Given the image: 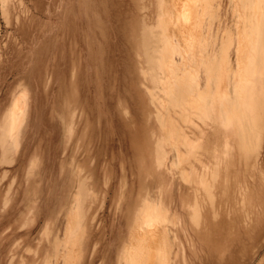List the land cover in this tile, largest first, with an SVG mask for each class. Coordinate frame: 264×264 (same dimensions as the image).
<instances>
[{"label":"rangeland","instance_id":"rangeland-1","mask_svg":"<svg viewBox=\"0 0 264 264\" xmlns=\"http://www.w3.org/2000/svg\"><path fill=\"white\" fill-rule=\"evenodd\" d=\"M0 264H264V0H0Z\"/></svg>","mask_w":264,"mask_h":264},{"label":"bare ground","instance_id":"bare-ground-1","mask_svg":"<svg viewBox=\"0 0 264 264\" xmlns=\"http://www.w3.org/2000/svg\"><path fill=\"white\" fill-rule=\"evenodd\" d=\"M229 98H230V97H229ZM229 98H228V99H229ZM208 99H209V98H208ZM210 99H211V98H210ZM228 101H229V100H228ZM228 101H227V102H228ZM207 103H208V102H206V104H207ZM160 140H161V139H160ZM227 141H228V140H227ZM159 143H160V142H159ZM225 145H226V144H225ZM227 145H228V143H227ZM162 148H163V147H162ZM156 151H157V150H156ZM164 152H165V151H164ZM226 152H227V151H226ZM157 155H158V154H157ZM226 155H227V154H226ZM155 156H156V155H155ZM155 159H157V158H155ZM160 159H161V157H159V161H160ZM159 163H160V162H159ZM216 163H217V162H216ZM216 163H215V164H216ZM158 165H159V164H158ZM158 165H157V166H158ZM174 166H175V165H174ZM212 173H213V172H212ZM215 174H216V173H215ZM201 175H202V174H201ZM205 176H206V175H205ZM204 179H205V178H204ZM200 183H201V182H200ZM202 185H203V184H202ZM211 186H212V185H211ZM206 188H207V187H206ZM206 188H205V189H206ZM208 188H209V185H208ZM202 191H203V190H202ZM207 191H208V189H207ZM207 191H206V192H207ZM197 192H198V191H197ZM203 192H204V191H203ZM212 195H213V194H212ZM145 197H146V196H145ZM213 198H214V197H213ZM211 199H212V198H211ZM159 206H160V205H159ZM161 210H162V209H161ZM141 218L143 219L142 221L145 222V223L147 224L148 227H150L148 224H152L153 222H158V223H159V222L161 221L160 218L155 217V216H153V215H151V214H149V213H148V214H147V213L144 214V216H142ZM142 221H141V223H142ZM139 223H140V222H139ZM161 223H162V222H161ZM154 224H155V223H154ZM138 229L140 230V227H139V226H138ZM148 229H149V228H148ZM135 230H136V229H135ZM135 230H134V231H135ZM137 231H138V230H137ZM137 231H135V232H137ZM146 231H147V230H146ZM152 232H153V230H152Z\"/></svg>","mask_w":264,"mask_h":264}]
</instances>
